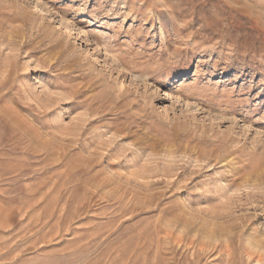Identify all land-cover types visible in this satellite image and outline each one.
Segmentation results:
<instances>
[{
	"label": "rangeland",
	"instance_id": "obj_1",
	"mask_svg": "<svg viewBox=\"0 0 264 264\" xmlns=\"http://www.w3.org/2000/svg\"><path fill=\"white\" fill-rule=\"evenodd\" d=\"M0 264H264V0H0Z\"/></svg>",
	"mask_w": 264,
	"mask_h": 264
},
{
	"label": "bare ground",
	"instance_id": "obj_2",
	"mask_svg": "<svg viewBox=\"0 0 264 264\" xmlns=\"http://www.w3.org/2000/svg\"><path fill=\"white\" fill-rule=\"evenodd\" d=\"M36 7L39 8V4H36ZM40 10H41V12L44 11L43 9H40ZM48 15H49V14H48ZM59 19H60V18H59ZM59 19H58V23H59L60 26H63L64 29H66L67 32L72 31L68 25H66L64 22L60 21Z\"/></svg>",
	"mask_w": 264,
	"mask_h": 264
}]
</instances>
